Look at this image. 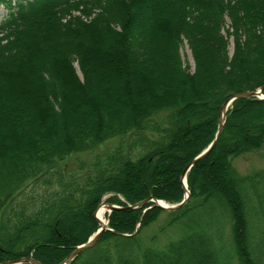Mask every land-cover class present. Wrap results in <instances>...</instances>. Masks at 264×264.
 Returning a JSON list of instances; mask_svg holds the SVG:
<instances>
[{"label":"trees","instance_id":"16d2710c","mask_svg":"<svg viewBox=\"0 0 264 264\" xmlns=\"http://www.w3.org/2000/svg\"><path fill=\"white\" fill-rule=\"evenodd\" d=\"M0 6V95L21 90L32 109L0 138V264H61L98 230L94 212L105 196L121 209L68 264H264V171L241 175L233 165L264 146L262 99L232 103L215 146L187 173L180 209L150 201L127 209L181 202L180 176L213 141L223 102L262 86L264 96V0ZM184 41L191 73L180 57ZM95 78L124 107L97 108ZM109 141L111 150L78 161ZM161 214L167 225L184 219L177 238L155 249L140 234Z\"/></svg>","mask_w":264,"mask_h":264},{"label":"rangeland","instance_id":"374dc122","mask_svg":"<svg viewBox=\"0 0 264 264\" xmlns=\"http://www.w3.org/2000/svg\"><path fill=\"white\" fill-rule=\"evenodd\" d=\"M10 1H12L13 3L16 2V0H10ZM6 14H7V9L4 6H0V22L5 18ZM223 34L225 35V32H223ZM232 52H233V43H232V40L229 39L228 41L229 56L232 55ZM180 57H181L183 65L188 67L190 73L193 72V66H194L193 60L191 57L190 50L185 41L180 47ZM75 68H76L77 76L81 78V75L78 72V67L76 65H75ZM102 70H103V67H98L96 71V75L100 73V71L102 72ZM106 83L108 82L103 81L102 78H95L94 85L90 88V93L93 96H95L94 102L97 108L109 109V108L118 107V106L124 107L123 105L124 103L117 97L118 96L117 93L116 94L113 92L110 93L106 89H104ZM138 94L139 93L137 91L133 92V96L138 95ZM30 99L31 98L26 97V100H24L21 90H14L11 94L0 95V102L3 103V108H1L0 110V138L4 139L5 133L10 132L12 125L16 121L20 120V118L24 119L29 114H31L32 109L30 106ZM4 105L7 106V109H4ZM77 113H78V109L77 107H75V105H73V108L70 111V114H71L70 116L74 119V116ZM86 118L89 119L88 117ZM247 123H249V121H247ZM39 125H41V122L39 123ZM112 147H113V142L109 141L105 143L104 145H102L101 147H99L93 154L80 155L79 157H81L82 159H78V161L88 159L91 156L101 155L104 152L111 150ZM5 153L9 154V151H6ZM233 165L241 175H248L253 171H264V146L255 152L244 154L234 159ZM210 176L212 175L209 173L208 177ZM106 197L107 196L103 198L101 203H107L105 201ZM114 206L119 207L118 205H114ZM111 212L107 211L105 215L106 228H107V223H108V216L110 215ZM95 214H96V210L94 212V218H95ZM183 219L184 218L182 217L180 218L179 222L173 223L171 225H167L166 224L168 220L167 216L165 214H161V216L154 223H152L148 227L141 230L140 239L146 246H149L155 249H162L166 245V243L177 238L179 234L180 224L183 222ZM138 226L139 225L136 226V230L138 229ZM62 234L64 237L67 236L66 232L64 231L62 232ZM153 235H156V239L150 240ZM231 264H237V262L232 260Z\"/></svg>","mask_w":264,"mask_h":264},{"label":"water","instance_id":"95a60500","mask_svg":"<svg viewBox=\"0 0 264 264\" xmlns=\"http://www.w3.org/2000/svg\"><path fill=\"white\" fill-rule=\"evenodd\" d=\"M262 89H263V86L258 91L240 92V93H237V94H234V95L228 97L223 102V104L221 105L219 112H218L217 131L215 133L213 141L207 146V148L205 150H203L199 155H197L195 158L192 159V161L187 165V167L184 169L183 173L180 176V181H181L182 187L185 191V197L181 201V203L170 206L167 204L164 205L161 201L149 199V200L139 202L133 206H127V209H134V208L142 207V206L146 205L149 201L155 203L156 207H158L164 211H167V212H172V211H176V210L180 209L185 204L186 200L189 197V192L187 190V184H186L187 173L192 168V166H194L198 161L205 158L210 153V151L213 149V147L215 146V144L218 141V138L222 132V129H223L226 112L231 107V104L235 100H238V99L257 98V99H263L264 100V98L261 96V93H260ZM101 206H103L106 209V211H108V212L121 209L117 206H114V205L108 204V203H101L98 206V208H100ZM98 208L96 209V211L98 210ZM98 225H99V229L93 235H91L84 243H82L81 245H78L61 264H68V263L72 262L82 252L89 250L92 247H94V245L98 242L100 236L104 232L109 231L108 228H106V226H104V225H101L100 222H98ZM1 264H41V263H39L38 261H36L30 257H26V258H21V259H17V260H11V261L1 263Z\"/></svg>","mask_w":264,"mask_h":264},{"label":"bare ground","instance_id":"6f19581e","mask_svg":"<svg viewBox=\"0 0 264 264\" xmlns=\"http://www.w3.org/2000/svg\"><path fill=\"white\" fill-rule=\"evenodd\" d=\"M261 88V87H260ZM259 88V89H260ZM259 89H257V90H255V91H258ZM261 92H262V90H261ZM260 92V93H261ZM261 96L264 98V96L262 95V93H261ZM232 105V104H231ZM231 108V107H230ZM229 108V109H230ZM181 182V181H180ZM182 185V184H181ZM183 188V187H182ZM188 190V189H187ZM184 197H185V191H184ZM184 199V198H183ZM163 203V202H162ZM179 203H181V202H179ZM179 203H177V204H179ZM164 205L166 204V203H163ZM100 205V204H99ZM167 205H169V204H167ZM172 205H176V204H172ZM171 206V205H170ZM173 212V211H172ZM106 213H107V211H106V209L103 207V206H101L100 208H98V210L96 211V214H95V220H97L98 222H100V224L101 225H104L105 226V224H106V220H105V215H106ZM96 221V222H97ZM98 222H97V224H98ZM99 226V225H98Z\"/></svg>","mask_w":264,"mask_h":264}]
</instances>
